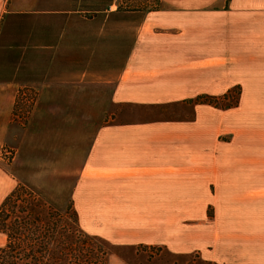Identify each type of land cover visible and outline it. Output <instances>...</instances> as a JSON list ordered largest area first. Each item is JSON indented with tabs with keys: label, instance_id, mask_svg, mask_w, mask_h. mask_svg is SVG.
I'll use <instances>...</instances> for the list:
<instances>
[{
	"label": "crops",
	"instance_id": "crops-1",
	"mask_svg": "<svg viewBox=\"0 0 264 264\" xmlns=\"http://www.w3.org/2000/svg\"><path fill=\"white\" fill-rule=\"evenodd\" d=\"M81 1L0 0L1 145L14 122L4 103L34 90L29 128L69 133L80 119L93 134L80 182L103 188L74 197L92 233L213 264H264V0H160L135 35L120 15L125 31L109 47L118 15L102 20ZM94 71L103 74L87 80ZM234 91V109L194 104ZM182 106L192 120L177 115Z\"/></svg>",
	"mask_w": 264,
	"mask_h": 264
},
{
	"label": "rangeland",
	"instance_id": "rangeland-1",
	"mask_svg": "<svg viewBox=\"0 0 264 264\" xmlns=\"http://www.w3.org/2000/svg\"><path fill=\"white\" fill-rule=\"evenodd\" d=\"M107 1L82 0L80 5L81 8L93 15L95 10L102 9L103 2L106 3ZM108 2H112L108 10L116 12L118 18H111L113 20L109 32L111 36L108 37L109 39L107 38L108 41L104 45L102 44L104 47L115 46L116 34H118L117 38L120 39L119 33L122 30L125 31L116 22L120 19V15L128 17V36L130 35V22L133 23L135 35L143 17L148 12L160 10L162 7L160 0H110ZM74 73L76 74V72ZM102 74V72L94 71L89 73L86 78L87 80H94L100 78L99 76ZM69 76L76 77L72 73ZM236 92L234 91L233 95L219 98L208 96L210 101L197 100L194 104H203L218 110V112H224L237 107ZM36 100L37 96L34 90L25 89L19 93V97L13 105L7 101L4 103L7 106L8 116L9 110H13V114L11 113V117H8L7 120H14V122L9 128L6 142L3 145L0 143V205L18 184H26L41 194L56 209L66 212L68 208L73 207L76 210L75 202L77 199L74 200V197L77 187L79 188L78 193L82 192V194L92 193V190L97 186L96 184L103 188L101 183L80 182L82 180L80 174L83 167L82 162H84L87 152L83 151V147L85 149V146L87 148L90 145L93 134H84L79 131L78 121L80 119L71 120V123L76 121V125L70 128L69 133H65V127H55L51 133L38 132V128L36 129L35 126L29 128L28 118L34 109ZM2 104L0 102V107ZM77 104V102L71 101L69 108H76ZM58 105L61 107L62 103H58ZM229 106L232 107L229 108ZM122 108L121 106L117 107V112H120ZM179 113L183 115L181 119L183 121L188 122L193 119L188 106L177 107V115ZM215 118L213 116L210 120L213 121ZM108 121L109 119L105 120V122ZM105 122L103 120L101 124L104 125ZM104 187L109 189V184L106 183ZM208 214L209 216L212 215L211 208L208 210ZM80 219L79 217L80 228L88 235L81 231L85 238L79 240L80 246H77V249L73 246V250L76 249V254H82L79 256L83 261L82 264H102L96 256L97 251L95 249L108 251L109 255L105 264H213L203 260L199 254L179 255L164 247L114 245L91 232L92 217L89 219L86 216L83 217L84 224L81 223ZM86 236L91 239L86 238ZM5 242V236L0 234V246H3Z\"/></svg>",
	"mask_w": 264,
	"mask_h": 264
},
{
	"label": "trees",
	"instance_id": "trees-1",
	"mask_svg": "<svg viewBox=\"0 0 264 264\" xmlns=\"http://www.w3.org/2000/svg\"><path fill=\"white\" fill-rule=\"evenodd\" d=\"M108 1L103 2L102 9L95 10L102 20L116 14L108 10L112 4ZM81 231L73 207L66 212L58 210L30 186L18 184L0 205V234L6 238L5 244L0 246V264H82L79 257L82 254H76L81 244L79 240L85 238ZM73 246L76 249L73 250ZM95 251L105 264L108 251Z\"/></svg>",
	"mask_w": 264,
	"mask_h": 264
}]
</instances>
